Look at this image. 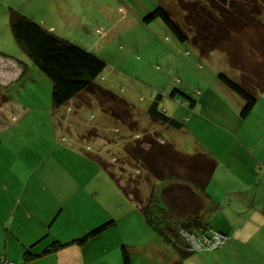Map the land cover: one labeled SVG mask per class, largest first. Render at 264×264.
<instances>
[{"label": "rangeland", "instance_id": "obj_1", "mask_svg": "<svg viewBox=\"0 0 264 264\" xmlns=\"http://www.w3.org/2000/svg\"><path fill=\"white\" fill-rule=\"evenodd\" d=\"M224 1L217 2L226 5L228 0ZM20 4L45 28L103 60L105 66L97 82L125 99L132 113L131 122L122 123L103 109L105 104L86 92L54 113L49 80L15 43L7 22V29L0 27V58L18 60L28 71L15 83L0 88V96L11 99L10 106L0 103V198L10 210L16 207L19 215H127L116 223V229L125 233L135 227L130 215L142 214L86 152L110 158L115 170L121 169L120 177L138 175L133 162L124 160L121 165L117 159L123 153L116 144L120 136L150 131L174 145L175 139L181 138L177 129L148 117L146 108L153 96L161 95L158 108H163L166 115L175 116L178 105L187 108L188 115L190 110L180 97L168 96L171 88H180L191 96L209 88L211 94L217 72L235 80L241 71L229 65L225 52L215 49L199 55L189 42L176 41L159 19L148 23L141 20L148 11L161 6L186 27L179 0H23ZM203 4L205 0H198L195 9ZM206 7H211L209 2ZM255 16L256 22L244 24L239 32L227 36L222 46L240 57L257 85L264 80V5ZM256 105L255 112L243 119L238 116L239 107L226 101L203 108L200 114L213 111L218 118L203 115L206 119L200 130L226 139V145L229 136L247 148L253 143L264 154V125L258 120V114L264 112V100ZM187 115L177 114L175 118L183 121ZM88 189L95 193L89 194ZM148 189L149 184L143 183L144 195ZM4 212L8 215L7 210ZM212 214L221 215L220 210Z\"/></svg>", "mask_w": 264, "mask_h": 264}, {"label": "trees", "instance_id": "obj_2", "mask_svg": "<svg viewBox=\"0 0 264 264\" xmlns=\"http://www.w3.org/2000/svg\"><path fill=\"white\" fill-rule=\"evenodd\" d=\"M217 1L225 2L205 0V6L196 10L198 0H179L186 27L173 20L169 11L161 6L148 11L141 20L148 23L159 19L176 41L189 42L197 49L199 55L205 56L215 49L225 52L229 65L237 67L241 71L240 75L235 80L223 72H217L215 76L220 84L241 99L238 116L243 119L251 112L258 95L264 90V80L257 85L253 83V73L247 74L248 67L235 53L226 52L222 42L230 34L233 36V33L239 32L244 24L256 22L255 14L259 13L264 1L228 0L226 5ZM208 2L211 7H206ZM8 26L15 43L36 69L49 80L50 104L54 113L67 106L82 92H86L102 105L105 104L103 109L114 119L122 123L131 122L132 106L96 80L105 66L103 60L16 9L8 11ZM254 71L257 75V69ZM168 96L180 97L189 108L193 105L190 95L180 88H171ZM160 100L161 95L156 93L146 108L148 117L160 125L181 128L182 121L166 115L163 108H158ZM119 138L116 144H119L123 153L118 154L120 157L117 159H120L121 165L124 160L133 162L138 167L134 168L139 172L138 175L129 173L120 177L121 169L116 171L113 163H110V158L102 159L95 155L96 152L86 153L97 161L122 193L134 201L144 221L156 235L168 242L181 256L192 253L186 250L187 243L183 233L196 234L210 228L205 225V219L212 207L205 208L201 194L206 196L205 187L216 161L203 151L183 152L172 142L165 141L161 135L150 131L132 132L127 138ZM112 159L115 160V156ZM143 183L149 184L147 195L141 190ZM111 224L113 220L106 221L65 243L53 242L48 250L71 243L82 245ZM217 232L224 234L227 240L225 233ZM120 253L122 264H130L129 253L124 245L121 246ZM26 254L28 255L25 251L24 256Z\"/></svg>", "mask_w": 264, "mask_h": 264}, {"label": "crops", "instance_id": "obj_3", "mask_svg": "<svg viewBox=\"0 0 264 264\" xmlns=\"http://www.w3.org/2000/svg\"><path fill=\"white\" fill-rule=\"evenodd\" d=\"M2 1L0 27L8 28L11 7L43 25L23 10L20 4L23 0ZM3 57L6 60L0 58V88L4 84L15 83L28 71L24 63ZM214 87L216 91L212 88L211 94L209 88H202L190 95L193 105L188 107V115L187 108L177 106V114L187 116L181 128L177 129L176 134L181 138L175 139L174 143L183 152L203 151L216 161L205 187L206 196L200 194L205 208L210 205L213 212L220 210L221 215H213L211 211L205 219L207 227L227 235L220 248L181 256L155 234L142 215H130L135 227L124 233L116 229V223L127 215H19L16 207L10 210L0 198V261L5 259L18 264H122L120 250L124 245L130 264H264V154L253 143L250 148L241 146V142L233 136L227 138L226 145V139L214 133L201 132L202 121L206 119L203 115L218 118L213 111L208 113L203 110L205 114H200L201 109L206 110L224 101L237 108L241 104L237 95L217 80ZM261 99L264 100V90L258 95L257 104ZM10 102L9 97L0 96V103L10 106ZM256 102L251 113L257 109ZM176 115L173 117H178ZM258 120L264 125V112L258 114ZM235 140L237 144L232 143ZM184 144L189 148H182ZM88 192L95 193L92 189ZM1 209L7 210L8 215ZM109 220H113V224L82 245L71 243L48 250L53 242H68ZM25 251L28 255L24 256Z\"/></svg>", "mask_w": 264, "mask_h": 264}, {"label": "built area", "instance_id": "obj_4", "mask_svg": "<svg viewBox=\"0 0 264 264\" xmlns=\"http://www.w3.org/2000/svg\"><path fill=\"white\" fill-rule=\"evenodd\" d=\"M12 120L13 117L8 115ZM186 244V250L189 252H205L211 251L224 244L226 236L213 229L208 228L206 231L200 233H183ZM0 264H18L2 259Z\"/></svg>", "mask_w": 264, "mask_h": 264}, {"label": "bare ground", "instance_id": "obj_5", "mask_svg": "<svg viewBox=\"0 0 264 264\" xmlns=\"http://www.w3.org/2000/svg\"><path fill=\"white\" fill-rule=\"evenodd\" d=\"M220 248V247H219Z\"/></svg>", "mask_w": 264, "mask_h": 264}]
</instances>
